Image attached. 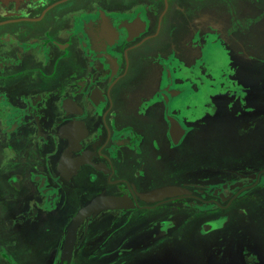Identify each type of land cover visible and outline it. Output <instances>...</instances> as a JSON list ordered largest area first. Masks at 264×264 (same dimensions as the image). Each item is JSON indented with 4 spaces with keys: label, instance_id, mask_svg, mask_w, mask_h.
Here are the masks:
<instances>
[{
    "label": "flooded vegetation",
    "instance_id": "flooded-vegetation-1",
    "mask_svg": "<svg viewBox=\"0 0 264 264\" xmlns=\"http://www.w3.org/2000/svg\"><path fill=\"white\" fill-rule=\"evenodd\" d=\"M84 1L89 6L77 10ZM172 1L0 0V84L29 76L19 88L0 87L3 264H22L15 254L22 245L2 231L32 217L45 232L54 226L46 217L62 219L60 230L50 238L44 232L38 241L35 264H133L139 253L155 249L159 239H166L167 251L178 247L176 251L191 255L195 264H234L229 256L215 255L229 242L244 246L239 264H264L248 247L255 239L246 229L264 220L262 214L253 223L254 199L264 195V164L229 167L230 161H214L201 147L179 151L196 135L193 132L199 133V122L223 114L215 96L230 92L228 109H237L239 117L255 106L247 103L248 87L232 77L233 57L215 27L201 31L190 26L192 36L183 44L191 56L180 54L173 38L167 40L179 18L178 13L167 15ZM177 6L182 12L191 7ZM218 38L228 50L230 76L238 88L223 77L220 64L204 57V45L214 50ZM138 76L142 80L137 87ZM206 86L216 93L201 102ZM260 117L263 120L264 112ZM172 118L182 126L175 133ZM251 120L241 122L244 130L253 127ZM24 129L30 133L25 135ZM194 156L203 159L193 161ZM116 161L130 173L120 172ZM166 185L189 191L157 201L142 199L141 194ZM100 195L126 196L135 206L105 208L85 217L66 254L73 218ZM19 200L35 204L23 212L21 221L9 224L10 206ZM145 208L164 209L170 215L154 229L127 231L125 222ZM186 219L202 224L195 235L192 227H178ZM209 222L213 227H205Z\"/></svg>",
    "mask_w": 264,
    "mask_h": 264
},
{
    "label": "rangeland",
    "instance_id": "rangeland-1",
    "mask_svg": "<svg viewBox=\"0 0 264 264\" xmlns=\"http://www.w3.org/2000/svg\"><path fill=\"white\" fill-rule=\"evenodd\" d=\"M180 3L191 7L187 8V11L182 12L177 6V4ZM80 5L82 6L77 10L89 6L88 2L85 3V1ZM177 13L179 18L171 31L174 35L167 40L171 41L173 38L179 44V47H177L180 50V54L191 56L193 52L183 44L186 39L192 36L190 26L200 28L201 31L215 27L216 30L220 32L226 47L229 48L231 56L233 57L232 65L236 68V74H233L232 77L238 79L248 87L249 96H247V103L255 106V110H250L251 113L245 111L246 114L239 117L237 109H233V107L232 109H228L229 104L227 101L229 102L230 92L227 95L215 96L213 99L223 114L218 120H215L213 117H208L205 118L204 122H199L198 130L199 133L201 129L203 130V137L200 138L198 132H193L196 135L193 137L190 136L187 145L181 147L179 151L187 153L192 148L201 147L200 150L208 152V155L212 156L214 161L222 163H224V160L230 161L229 167L233 165L234 167H240L242 164H247L250 167L259 168V166L264 164V124H262L264 122V117L263 120L260 117L261 113L264 112V0H191L189 3L186 0H173L167 15L171 14L176 16ZM163 31L165 32V30ZM213 38H216V36L213 35ZM218 41L219 45L217 48L205 51L204 57L210 64H220V71L223 77L226 76V81L229 82L230 79L233 81V85L237 87L235 80L230 76L233 69L230 67L231 58L228 50L219 38ZM31 61L32 60H29L28 62ZM60 66L61 64H59V68ZM28 78L29 76H18L6 86L0 84V87H6L7 89L19 88L27 82ZM136 80V85L138 87L141 85V82H138V80L141 81L142 77L138 76ZM222 85L223 84H221V86ZM225 86L227 89L226 84ZM207 87L208 86L204 87L205 92L200 97L201 102L209 101V93H216L213 90H208ZM116 91L117 89H115L113 93H116ZM114 95L115 98H117V93ZM120 105L121 104H119V107ZM202 109H204V107ZM256 111L259 118L254 114ZM240 118L242 120H240ZM246 118L249 120L253 119L250 121L253 127L249 126L247 130H244L245 124L241 122H245ZM24 130L25 135L30 133L27 132V129ZM32 134L33 133H31V135ZM230 148L233 149L232 155L230 158L228 156V158H226L225 154H227ZM202 159L203 158L197 159V156L192 158L193 161L197 162H201ZM115 164L120 172L126 175L130 173V170L126 169V167H128L127 165H123L117 161ZM221 166L226 167L228 165L225 166L222 164ZM73 194L74 193L70 194L69 197ZM260 197L262 199H260ZM254 200L255 205L253 208L257 210V212H255V221L253 223H257L259 215L261 216L264 214V195L258 196ZM34 204L35 203L31 201L30 203H26L24 200L13 202L10 206L11 214L8 215L7 222H9V224H14L17 218L21 221V218L24 216L23 212H28ZM163 211L164 209L162 210L159 208L137 209L132 219L125 222L123 227H125L127 231L131 229L130 227H139L140 229L143 227L144 230L150 227L154 229L158 227L161 219L170 215V212L167 211V213H163ZM0 213H2L1 210ZM180 213H187V211L182 210ZM39 215L41 218L45 215L43 210H40ZM45 220H47L49 224L54 225L49 228L51 232L46 231L49 233L50 238L54 230H60L58 224L62 219L57 220L55 217H46ZM67 220H69V216L63 223H68ZM35 221L36 217L28 218L26 221L16 222V224L19 225L18 227L7 226V233L2 231L4 236L5 234H11L13 239L20 241L22 249H16L15 254L18 256L20 255L22 264L36 263L32 257L38 254V241L43 239L45 227H38L39 223L35 224ZM199 225L200 223L195 220L186 219L182 221L178 227H192L191 229L194 228L192 232L195 235ZM201 226L202 224L200 227ZM240 227H243V225ZM246 229L248 232H253L250 239H255V243L248 245V247L256 251L259 258L264 260V220L260 222L257 227H246ZM240 232L242 233L241 228L238 230L237 235L241 234ZM256 232L258 237L254 235ZM108 233H111V229H109ZM238 238L239 237H235L234 239ZM242 239L247 238L243 237ZM165 240L166 239H159L155 243V249L139 253V258L134 261L133 264H195L191 259V255H185L176 251L178 247H174L173 250L167 251L165 245L168 246V244ZM220 248L221 250L215 254L216 256H229L232 258V262H235L234 264H239L237 260L239 257L243 256L244 246L241 247L239 243L232 245V243L229 242V244L226 243V246L223 245ZM0 264H3L2 261H0Z\"/></svg>",
    "mask_w": 264,
    "mask_h": 264
},
{
    "label": "water",
    "instance_id": "water-1",
    "mask_svg": "<svg viewBox=\"0 0 264 264\" xmlns=\"http://www.w3.org/2000/svg\"><path fill=\"white\" fill-rule=\"evenodd\" d=\"M172 121V132L175 133L177 130L182 129L181 124L175 118L171 119ZM175 140H177L175 138ZM189 190L186 187L179 185H166L162 186L146 193L141 194L142 199L146 201H157L161 200L164 197L168 196H179L180 194H186ZM135 204L132 199L126 196H116V195H100L94 198L89 204L84 206L79 213L73 218L71 226L68 229L66 237V254H70L73 247V243L76 237L77 225L84 220L85 217L89 216L92 213H95L101 209L105 208H130L134 207ZM214 222H209L205 227H213Z\"/></svg>",
    "mask_w": 264,
    "mask_h": 264
},
{
    "label": "bare ground",
    "instance_id": "bare-ground-1",
    "mask_svg": "<svg viewBox=\"0 0 264 264\" xmlns=\"http://www.w3.org/2000/svg\"><path fill=\"white\" fill-rule=\"evenodd\" d=\"M204 48H206V51L207 50H210V48H214V46L212 45V46H207V45H204ZM226 78V77H225ZM238 87V86H237Z\"/></svg>",
    "mask_w": 264,
    "mask_h": 264
}]
</instances>
